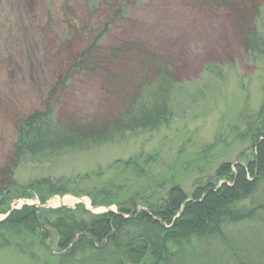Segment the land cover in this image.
Wrapping results in <instances>:
<instances>
[{
    "label": "trees",
    "instance_id": "trees-1",
    "mask_svg": "<svg viewBox=\"0 0 264 264\" xmlns=\"http://www.w3.org/2000/svg\"><path fill=\"white\" fill-rule=\"evenodd\" d=\"M21 1L29 9L36 0ZM130 1L118 5L106 1L112 19L88 46L84 42L90 14L101 1L94 2L83 22L70 26L60 54L53 56L55 83L43 109L16 119V140L0 164V215H7L20 198L37 199L40 205L24 206L0 221V250L14 249L34 258L40 249L56 257L58 264H218L223 255L214 257V246L225 242L228 226L264 222V104L244 119L245 132L240 135L249 142L252 160L221 164L206 178L194 181L191 195L171 179L155 178L151 168L159 160L156 155L116 162L106 170L108 178L98 171L74 179L42 178L23 186L16 181V171L26 163L51 161L127 133L155 131L171 121L170 99L176 91L171 64L131 42L115 48L101 45L112 24L128 20ZM245 27L241 22L238 29L249 54L264 65V33ZM70 45H74L72 56L67 50ZM83 72L101 75L106 96L116 102L115 113L103 119L60 121L56 110L61 95ZM66 195L88 197L93 207L115 206L116 214L95 215L84 205L44 207L51 198ZM229 254L237 264H264V250L252 258L231 249Z\"/></svg>",
    "mask_w": 264,
    "mask_h": 264
},
{
    "label": "rangeland",
    "instance_id": "rangeland-1",
    "mask_svg": "<svg viewBox=\"0 0 264 264\" xmlns=\"http://www.w3.org/2000/svg\"><path fill=\"white\" fill-rule=\"evenodd\" d=\"M95 1L36 0L27 9L21 0H0V164L16 140V119L43 109V100L55 83L53 56L60 54L70 26L83 22ZM99 1L97 11L90 14L85 46L112 19L106 11L107 0ZM120 1L112 0L115 5ZM253 8L259 9L257 14ZM127 10L128 20L112 24L101 45L115 48L131 42L171 64L176 81L170 99L171 121L155 131L127 133L113 142L78 149L51 161L26 163L15 173L19 185L42 178L74 179L98 171L108 178L106 170L114 163L143 154L158 157L151 168L157 180L171 179L191 195L194 181L206 178L221 164L252 160L249 142L240 135L245 132L244 119L264 104V65L250 56L238 26L243 22L247 30L257 28L264 33V0L218 4L213 0L203 5L194 0H131ZM74 45L67 49L71 56ZM61 99L56 110L60 121L103 119L116 109L114 99L104 92L101 75L92 72L77 74ZM83 200L85 204L66 195L47 203L52 209L84 205L90 211L91 200ZM13 203L11 207L17 210L39 206L37 199L20 198ZM111 208L117 211L115 206ZM103 211L90 212L100 215ZM4 216L0 215V221ZM228 227L225 242L214 246V257L223 255L218 264H237L230 249L246 258L264 250V222ZM35 252L31 258L14 249L0 250V264H58L48 252Z\"/></svg>",
    "mask_w": 264,
    "mask_h": 264
},
{
    "label": "water",
    "instance_id": "water-1",
    "mask_svg": "<svg viewBox=\"0 0 264 264\" xmlns=\"http://www.w3.org/2000/svg\"><path fill=\"white\" fill-rule=\"evenodd\" d=\"M70 196L73 197V198H75V199H77L80 203L85 204V201H84L82 198H78V197L73 196V195H70ZM13 204H14V203H13ZM60 206H63V204H61ZM44 207H45V208H50V209H52V208L49 206V204L44 205ZM17 209H18V208L11 207L10 210H9V212H8V214L4 217V219H6V218L11 214V212H12L13 210H17ZM89 210H90L91 212H93V213H97V212H100L101 210H104L103 213H114V214H116V211L113 210L112 208H105V207H103V208H99V207H91Z\"/></svg>",
    "mask_w": 264,
    "mask_h": 264
}]
</instances>
